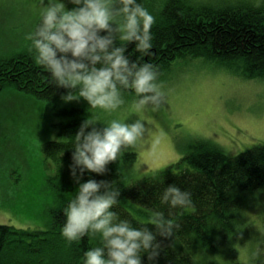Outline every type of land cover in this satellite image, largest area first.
Here are the masks:
<instances>
[{
    "label": "trees",
    "instance_id": "obj_1",
    "mask_svg": "<svg viewBox=\"0 0 264 264\" xmlns=\"http://www.w3.org/2000/svg\"><path fill=\"white\" fill-rule=\"evenodd\" d=\"M150 12L155 17L150 52L142 55L129 44L128 54L140 63L153 64L159 77L176 58L198 55L229 66L240 63L247 77H264V1L212 8L188 0H166ZM28 46L0 55V90L16 86L39 98L56 99L66 89L52 84L49 74L35 64ZM62 112L74 115L58 125L64 138L48 139L42 145L46 158L56 166L48 176L54 194L50 222L46 228L0 223V264H82L83 252L99 244L98 236L69 244L60 233L63 208L77 188L70 169L71 137L88 119L82 109L64 108ZM224 149L216 141L199 138L178 160L139 177L131 169L136 152L125 150L104 175L86 172L83 180H117L121 197L115 211L121 218L143 220H147L148 208L169 214L159 204L158 193L177 184L192 193L193 205L183 211L171 210L177 228L172 241L159 237L164 254L157 264H242L241 242L248 237L255 214L264 211V142L236 154ZM256 237L247 241L249 264H264L263 255L255 250L264 246L260 241L264 242V231L261 238Z\"/></svg>",
    "mask_w": 264,
    "mask_h": 264
},
{
    "label": "clouds",
    "instance_id": "obj_2",
    "mask_svg": "<svg viewBox=\"0 0 264 264\" xmlns=\"http://www.w3.org/2000/svg\"><path fill=\"white\" fill-rule=\"evenodd\" d=\"M38 17L25 36L35 64L53 85L67 90L64 101L83 99L91 112L71 137L70 169L77 188L63 208L60 233L69 244L99 237L98 246L83 252L82 264H145V257L157 264L164 254L159 237L172 241L177 228L171 210L191 208L192 193L167 185L158 200L169 214L153 207L147 220L127 219L115 211L121 197L117 180H83L86 172L104 175L125 150L136 148L148 132L139 113L157 111L165 101L156 67L128 54L129 44L142 55L150 52L155 17L142 0H40ZM129 91L139 119L101 118L119 110Z\"/></svg>",
    "mask_w": 264,
    "mask_h": 264
},
{
    "label": "rangeland",
    "instance_id": "obj_3",
    "mask_svg": "<svg viewBox=\"0 0 264 264\" xmlns=\"http://www.w3.org/2000/svg\"><path fill=\"white\" fill-rule=\"evenodd\" d=\"M165 1L142 0L149 11ZM188 1L215 8L264 0ZM39 9L40 0H0V55L26 49L29 42L25 36L38 21ZM159 82L165 101L157 111L149 108L139 113L148 132L136 148L127 149L137 154L131 164L134 177L178 160L199 138L216 141L229 154L264 142V77H247L240 63L224 65L202 55L178 57L163 71ZM66 93L50 100L16 86L0 90V223L48 226L54 203L48 176L56 166L46 158L42 145L48 139L64 138L58 125L74 115L62 109H82L83 115L91 116L87 101L66 102L62 99ZM124 95L125 104L115 113H101V118L139 119L132 108L134 94L129 91ZM253 218L251 231L240 246L242 264L250 261L248 238H261L264 231V211ZM255 250L264 257L263 245Z\"/></svg>",
    "mask_w": 264,
    "mask_h": 264
}]
</instances>
